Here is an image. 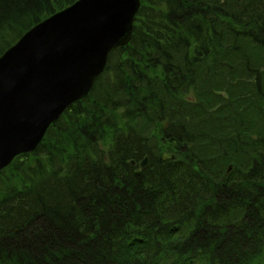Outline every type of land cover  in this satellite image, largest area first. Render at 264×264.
I'll return each mask as SVG.
<instances>
[{
  "label": "trees",
  "instance_id": "trees-1",
  "mask_svg": "<svg viewBox=\"0 0 264 264\" xmlns=\"http://www.w3.org/2000/svg\"><path fill=\"white\" fill-rule=\"evenodd\" d=\"M75 1L0 0V55ZM0 264H264V0H141L90 95L0 171Z\"/></svg>",
  "mask_w": 264,
  "mask_h": 264
},
{
  "label": "water",
  "instance_id": "water-1",
  "mask_svg": "<svg viewBox=\"0 0 264 264\" xmlns=\"http://www.w3.org/2000/svg\"><path fill=\"white\" fill-rule=\"evenodd\" d=\"M140 7L141 0H78L0 57V169L34 150L66 107L89 93L109 51L130 42Z\"/></svg>",
  "mask_w": 264,
  "mask_h": 264
},
{
  "label": "bare ground",
  "instance_id": "bare-ground-1",
  "mask_svg": "<svg viewBox=\"0 0 264 264\" xmlns=\"http://www.w3.org/2000/svg\"><path fill=\"white\" fill-rule=\"evenodd\" d=\"M45 231H46V230H41V231L37 232L38 234L36 233V235H37V236H38V235H39V236L41 235V237H44V236H45V233H46ZM31 239H32V237L29 235V233H27V238L25 239V241H26V240L30 241Z\"/></svg>",
  "mask_w": 264,
  "mask_h": 264
},
{
  "label": "rangeland",
  "instance_id": "rangeland-1",
  "mask_svg": "<svg viewBox=\"0 0 264 264\" xmlns=\"http://www.w3.org/2000/svg\"><path fill=\"white\" fill-rule=\"evenodd\" d=\"M34 232H32V234H33ZM29 244H31V242H29ZM32 245V244H31ZM14 254V253H13ZM12 253L10 254V256H12L13 255Z\"/></svg>",
  "mask_w": 264,
  "mask_h": 264
}]
</instances>
